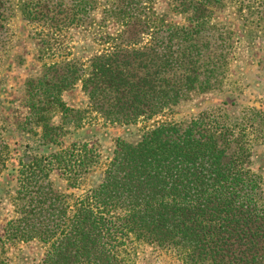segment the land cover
<instances>
[{"label": "trees", "instance_id": "1", "mask_svg": "<svg viewBox=\"0 0 264 264\" xmlns=\"http://www.w3.org/2000/svg\"><path fill=\"white\" fill-rule=\"evenodd\" d=\"M151 1L111 0L103 8L104 19L120 26L123 48L114 45L84 65H43L25 80L28 118L40 125L41 143L55 149L17 162L4 190L10 209L0 219V264L31 242L43 247L36 264H128L137 242L169 250L182 264H264V178L250 168L247 133L218 126L206 113L158 123L133 141L117 139L99 181L71 202L52 185L57 172L66 188L76 187L99 161L95 146H63L60 128L48 124L54 109L70 110L60 93L76 82L109 123L222 88L229 31L210 15L225 0H166V10L186 24L145 10ZM95 4L71 0L67 13L81 21ZM142 34L148 38L137 46ZM7 147L0 135V169Z\"/></svg>", "mask_w": 264, "mask_h": 264}, {"label": "rangeland", "instance_id": "2", "mask_svg": "<svg viewBox=\"0 0 264 264\" xmlns=\"http://www.w3.org/2000/svg\"><path fill=\"white\" fill-rule=\"evenodd\" d=\"M108 1L96 0L95 7L82 15L84 19L75 21L67 13L71 0H0V135L8 146L0 169V219L10 209L4 190L13 182L18 160L55 149L50 142L41 143L40 125L28 118L30 112L21 101L24 82L38 74L43 65L69 60L84 65L89 57L114 45L123 48L120 26L103 17ZM165 1L153 0L144 5L145 10L150 6L156 16L186 24L180 14L166 10ZM210 16L212 23L229 31L228 68L220 91L189 96L127 123L103 119L81 90L80 82L60 93L70 110L62 114L54 109L48 123L60 128L58 142L63 146L87 142L99 152V161L80 174L76 187L66 188L57 172L50 176L53 187L65 193L69 202L99 181L117 139L133 141L158 123H183L202 113L218 126H232L235 131L245 128L250 168L264 178V132L255 130L264 126L260 122L264 119V21L257 24V19L264 20V0H225L224 7L213 10ZM218 31L224 33L220 28ZM217 35L215 32L213 38ZM147 38L142 34L137 46L144 45ZM132 247L128 264H182L169 250L143 242ZM42 250L34 242L23 244L11 252L6 264H36Z\"/></svg>", "mask_w": 264, "mask_h": 264}]
</instances>
